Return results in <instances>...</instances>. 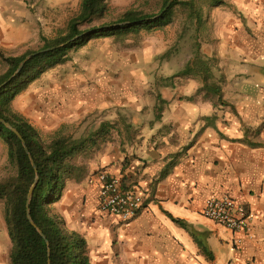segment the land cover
I'll list each match as a JSON object with an SVG mask.
<instances>
[{"label":"crops","instance_id":"crops-1","mask_svg":"<svg viewBox=\"0 0 264 264\" xmlns=\"http://www.w3.org/2000/svg\"><path fill=\"white\" fill-rule=\"evenodd\" d=\"M32 2L0 0L13 9L0 14L3 45L5 38L27 39L34 26L28 11ZM225 2L234 10L223 11L220 18L214 12L212 42L202 46L204 56L220 69L221 100L200 93L203 83L191 76L175 78L172 86L160 80L158 90L150 92L154 81L143 75L126 92L134 104L121 96L123 104H130L121 106L125 120L121 126L110 122L112 134L92 154L87 178L67 181L52 204L65 227L86 240L90 264H264V0ZM65 86L58 96L75 94L67 89L68 81ZM110 87L103 88L104 94L94 90L95 109L114 93L116 98L118 92ZM52 112L29 123L36 130H53L55 117L64 116L67 123L84 119L82 111ZM101 173L122 178L125 188L143 195L136 218L122 222L101 212ZM223 197L251 214L252 237L204 216L207 200Z\"/></svg>","mask_w":264,"mask_h":264},{"label":"trees","instance_id":"trees-1","mask_svg":"<svg viewBox=\"0 0 264 264\" xmlns=\"http://www.w3.org/2000/svg\"><path fill=\"white\" fill-rule=\"evenodd\" d=\"M169 1H161L157 14L129 9L114 23L96 25L106 17L110 0H82L80 11L69 20L65 34L53 39L42 37L43 46L39 50H29L20 56L4 57L0 51V56L7 63V69L0 75V137L8 146L11 171L0 181V201L5 204L4 217L12 241L9 264H90L84 237L70 232L64 220L52 213L51 207L61 198L67 181L82 182L87 178L88 168L79 164L78 160L98 151L108 141L114 128L110 122H102L87 135L78 138L58 135L44 143L38 130L23 115L14 111L13 103L45 73L66 64L72 52L80 50L94 38H113L116 42H124L143 31L165 28L175 21L177 7L188 12L189 23L195 29L202 27L203 8L198 6L197 0H175L163 15L157 17ZM208 1L214 8L226 4L225 0ZM94 29L100 30L71 42ZM195 47L193 59L175 77H198L203 83L200 93L217 96L221 100V79H216L210 60L201 53V46ZM47 49L52 50L32 58L17 73L26 57ZM15 131L22 136L29 154ZM33 163L39 181L30 202L31 221L27 202L29 191L36 181ZM174 221L188 230L181 220Z\"/></svg>","mask_w":264,"mask_h":264},{"label":"rangeland","instance_id":"rangeland-1","mask_svg":"<svg viewBox=\"0 0 264 264\" xmlns=\"http://www.w3.org/2000/svg\"><path fill=\"white\" fill-rule=\"evenodd\" d=\"M29 1L31 2V0ZM161 1L110 0L106 17L98 21L96 25L114 23L129 9L140 10L147 14H157L161 8ZM197 2L198 6L203 8L201 15L202 23L204 22L198 30L189 23L188 12L177 7L175 21L165 28L150 32L143 31L137 36H130L124 42H116L113 38H95L80 50L72 52L70 61L66 64L48 71L33 83L13 103L14 111L23 115L30 122H35V120L41 122L43 114L49 110L54 113V109L61 114L67 109L84 113V119L79 117L70 123H67L64 116L55 117L54 126L56 129L39 128L38 132L44 143L50 142L58 135H71L77 138L87 135L98 128L103 121L121 126L122 121L125 120L121 106L130 107V104H123L124 100L121 96L125 97L129 89H135L139 78L143 75L154 81L152 85L149 84V86H153L150 92L158 90L160 80H164V84L172 86L177 78L175 76L185 68L188 61L193 59L195 46L200 45L203 54L202 46L212 42L211 34L215 25L211 19L214 12L220 18L219 14L234 10L233 5L229 2L228 5L226 3L223 7L221 6L222 9L211 7L208 0H197ZM81 3L82 0H33L32 7L28 11L34 16V26L29 28V35L24 42H8L6 38L4 41L7 43L6 45L0 42V51L3 56H20L29 50L37 51L43 46L42 37L53 39L65 34L69 20L79 13ZM5 8V5L0 3V14L6 13ZM9 11L12 12L13 9ZM5 21L9 24L13 23V25H17L19 22L17 19H5ZM248 26L252 27L253 24L248 23ZM2 27L5 28V26ZM210 65L216 79H221L216 61L210 60ZM6 69L7 63L0 56V75ZM193 78L201 83L200 78ZM172 80L173 82H171ZM66 81L69 82L67 89L71 88L72 92L78 95L77 98L74 97L75 94L68 98L58 96V93L65 91ZM108 82V85L111 86L110 89L114 90V87L118 95L114 98V93L113 97L103 99L106 102L98 105L95 109L93 102L97 100L92 98V95L98 90L104 94L103 88H107ZM125 98L133 104L136 101L133 98ZM59 107L64 108L59 109ZM131 118L130 115L126 117L128 121ZM91 159L92 155L83 156L78 162L87 166ZM10 171L8 146L0 137V181L7 177ZM4 207V202L0 201V264H9L12 241L5 222Z\"/></svg>","mask_w":264,"mask_h":264},{"label":"built area","instance_id":"built-area-1","mask_svg":"<svg viewBox=\"0 0 264 264\" xmlns=\"http://www.w3.org/2000/svg\"><path fill=\"white\" fill-rule=\"evenodd\" d=\"M100 210L128 222L138 216L144 205V197L137 191L127 189L122 178L101 173ZM204 216L234 234H246L252 237V217L246 208L229 197L207 200ZM242 240L238 239L237 244Z\"/></svg>","mask_w":264,"mask_h":264},{"label":"water","instance_id":"water-1","mask_svg":"<svg viewBox=\"0 0 264 264\" xmlns=\"http://www.w3.org/2000/svg\"><path fill=\"white\" fill-rule=\"evenodd\" d=\"M175 0H170L169 2H168V4L166 5V7L164 8V10L160 13V15H158L157 17H160L161 15H163L169 8H170V6L172 5V3L174 2ZM100 29H94V30H91V31H89V32H86V33H84V34H82V35H80V36H77L76 38H74L73 40H71V42L72 41H74V40H76V39H79V38H81V37H84V36H87V35H89V34H91V33H94V32H97V31H99ZM69 43V42H68ZM67 43V44H68ZM52 49H47V50H42V51H39V52H36V53H33V54H31V55H29L28 57H26L25 59H24V61L20 64V67L18 68V71H17V73H19L23 68H24V66L26 65V63L28 62V61H30L32 58H34V57H36V56H38V55H40V54H42V53H45V52H48V51H51ZM7 127H9V128H11L9 125H6ZM15 133L17 134V136L19 137V139L23 142V145H24V147H25V149H26V152L29 154V151H28V148H27V146H26V143L24 142V140H23V138H22V136L17 132V131H15ZM32 162H33V160H32ZM33 165H34V163H33ZM34 167H35V165H34ZM35 170H36V181H35V183H34V185L32 186V188L30 189V191H29V195H28V202H27V212H28V217H29V219L31 220V216H30V202H31V199H32V196H33V193H34V190H35V188H36V185H37V183H38V181H39V176H38V173H37V169H36V167H35ZM32 221V220H31ZM32 224L35 226V224L32 222ZM36 227V226H35ZM39 230V229H38ZM40 233H42L41 231H40Z\"/></svg>","mask_w":264,"mask_h":264}]
</instances>
